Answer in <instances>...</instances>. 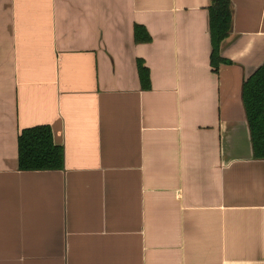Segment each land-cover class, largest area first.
I'll return each instance as SVG.
<instances>
[{
	"label": "crops",
	"instance_id": "obj_1",
	"mask_svg": "<svg viewBox=\"0 0 264 264\" xmlns=\"http://www.w3.org/2000/svg\"><path fill=\"white\" fill-rule=\"evenodd\" d=\"M231 2L216 73L212 0H0V264H264V0ZM43 125L64 169L21 171Z\"/></svg>",
	"mask_w": 264,
	"mask_h": 264
},
{
	"label": "trees",
	"instance_id": "obj_2",
	"mask_svg": "<svg viewBox=\"0 0 264 264\" xmlns=\"http://www.w3.org/2000/svg\"><path fill=\"white\" fill-rule=\"evenodd\" d=\"M209 12L213 47L211 65L214 72L218 73L222 64L229 63L221 56V46L232 30V2L231 0H212ZM135 38L138 43L151 41V36L142 26H136ZM138 71L142 88L150 90L152 87L151 74L143 60L138 61ZM243 103L251 130L254 157L264 160V65L245 81ZM18 144L21 171L64 169V149L56 144L50 126H36L23 130Z\"/></svg>",
	"mask_w": 264,
	"mask_h": 264
}]
</instances>
